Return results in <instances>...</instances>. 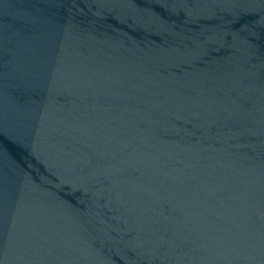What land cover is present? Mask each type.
I'll use <instances>...</instances> for the list:
<instances>
[{"label":"water","instance_id":"water-1","mask_svg":"<svg viewBox=\"0 0 264 264\" xmlns=\"http://www.w3.org/2000/svg\"><path fill=\"white\" fill-rule=\"evenodd\" d=\"M0 264H264V0H0Z\"/></svg>","mask_w":264,"mask_h":264}]
</instances>
